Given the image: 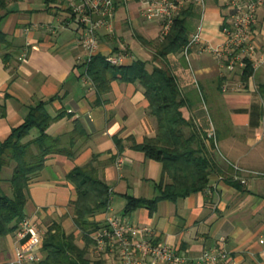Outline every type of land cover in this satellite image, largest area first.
Instances as JSON below:
<instances>
[{"label": "crops", "instance_id": "obj_1", "mask_svg": "<svg viewBox=\"0 0 264 264\" xmlns=\"http://www.w3.org/2000/svg\"><path fill=\"white\" fill-rule=\"evenodd\" d=\"M69 2L9 0L1 23L9 43L0 44V141L39 100H45L53 117L60 115L48 133L60 137L65 148L71 134L78 136V129L85 132L76 138L73 157L66 152L51 155L41 174L32 179L26 215L44 230L57 221L69 232L78 231L83 244L70 209L77 190L67 173L96 159L100 176L111 187L112 208L131 223L152 227L156 242L165 241L192 258L218 247L226 251L229 264H264V62L254 65L252 61L254 72L243 82L240 65L230 69L226 57L200 51L199 44L190 49L188 58L183 50L169 53L168 64L186 100L185 116L203 131L215 132L217 145L212 155L218 170L204 192L176 201L161 200L154 213L146 207L126 213L127 195L153 198L157 193L162 164L136 148L155 135L157 119L139 81L113 80L108 92L99 93L85 73L87 54L79 41L83 29L69 10ZM194 6L198 16L189 20L191 34L202 15L201 7ZM226 16L222 0L207 1L202 41L225 42L222 26ZM251 32L260 57L264 6ZM139 36L157 39L160 23L143 17L139 0H117L113 31H99L104 55H123L120 64L145 60L151 70L153 48ZM8 52L12 56L5 62L3 54ZM36 135L37 131L31 133V138ZM119 157H123L121 166L117 165ZM233 164L239 166L237 172L247 178V184L229 180L236 172ZM6 171L12 174L13 165L3 169V185L10 178L4 176ZM91 219L102 223L105 211ZM14 248V232L0 237V264H11ZM104 257L108 264L116 255Z\"/></svg>", "mask_w": 264, "mask_h": 264}, {"label": "trees", "instance_id": "obj_2", "mask_svg": "<svg viewBox=\"0 0 264 264\" xmlns=\"http://www.w3.org/2000/svg\"><path fill=\"white\" fill-rule=\"evenodd\" d=\"M8 3L9 0H0V44L3 45L9 43L7 34L1 29ZM69 10L76 18L71 7ZM197 16L194 4H190L175 18L166 36L154 40L139 36L142 43L153 48L155 64L151 70L147 68V61L141 59L130 64L110 63L102 51V45L91 60L83 63L86 75L101 94L111 89L113 80L139 81L149 101V110L157 119L155 135L136 145L146 157L162 164V177L155 185L157 193L153 198L127 195L126 213L140 207L154 213L161 200L176 201L204 192L210 187L212 173L218 170L212 155L216 149L215 141L193 119L185 116L183 108L186 100L167 59L169 53L182 51L188 43L191 36L189 20ZM11 56L9 52L4 53L3 60L7 62ZM245 62L241 68L243 82H247L254 72L252 60L246 58ZM58 116L53 117L46 108L45 100H39L35 106H31L24 121L13 127L8 136L0 141V237L15 232L26 216L29 184L44 170L48 158L65 152L69 157L75 155L73 146L76 138L85 132L78 129V136L71 134L70 145L65 148L60 137L48 133L51 122ZM33 129L37 135L31 138ZM95 160L76 165L67 173V178L77 190L70 209L83 244L79 241L78 231L69 232L60 222L52 221L43 236V260L39 264H105L103 255L90 253L94 243L90 232L100 224L91 217L105 211L111 202V187L100 176ZM10 165H13L12 174L7 180L10 188L7 185L8 189H4L3 169ZM232 174L229 180L242 184L234 180Z\"/></svg>", "mask_w": 264, "mask_h": 264}, {"label": "built area", "instance_id": "obj_3", "mask_svg": "<svg viewBox=\"0 0 264 264\" xmlns=\"http://www.w3.org/2000/svg\"><path fill=\"white\" fill-rule=\"evenodd\" d=\"M208 0H139L141 13L146 20L160 23V36H166L174 23L175 18L190 4L200 6L202 15L199 25L191 34L183 51L186 57L194 45L199 44L200 51H210L216 55L225 56L228 67L234 69L246 64L245 59L257 63L264 62V52L258 57L259 46L252 38V26L258 23L259 11L264 6V0H222L227 10L222 31L226 36L224 43L211 45L205 43L202 36L205 10ZM117 0H70L69 7L75 13L78 23L82 25L83 32L79 41L86 51V61L100 49L99 31L103 28L113 31L116 22ZM259 58V59H258ZM107 61L120 64L123 55H108ZM217 145L214 130L208 133ZM123 157L117 159L121 166ZM236 172L232 174L234 180L247 184L246 177L237 171L239 166L233 164ZM45 230L37 220L26 215L15 230L14 258L11 264H39L43 260L42 245ZM154 230L149 225H137L119 215L111 204L105 210V219L99 226L90 232L94 243L92 252L97 256L106 254L116 255L108 264H229L226 251L218 247L204 250L198 257L192 258L177 251L165 241L154 240Z\"/></svg>", "mask_w": 264, "mask_h": 264}, {"label": "rangeland", "instance_id": "obj_4", "mask_svg": "<svg viewBox=\"0 0 264 264\" xmlns=\"http://www.w3.org/2000/svg\"><path fill=\"white\" fill-rule=\"evenodd\" d=\"M223 57H225V56H223ZM34 132H36L35 130L33 131V132H31V133H34ZM31 137V136H30ZM11 173H8V171H6V172H4V176L5 177H10L11 175H10ZM7 185L9 186V188H10V183L9 182H5L4 183V189H8V187H7ZM38 222V221H37ZM39 223V222H38ZM79 240H80V237H79ZM14 258V257H13ZM12 261V260H11Z\"/></svg>", "mask_w": 264, "mask_h": 264}]
</instances>
